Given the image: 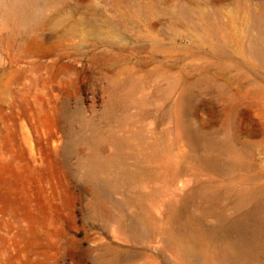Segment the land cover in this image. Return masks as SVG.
Instances as JSON below:
<instances>
[{
    "label": "rangeland",
    "instance_id": "374dc122",
    "mask_svg": "<svg viewBox=\"0 0 264 264\" xmlns=\"http://www.w3.org/2000/svg\"><path fill=\"white\" fill-rule=\"evenodd\" d=\"M234 155L264 168V0H0V264H220Z\"/></svg>",
    "mask_w": 264,
    "mask_h": 264
},
{
    "label": "bare ground",
    "instance_id": "6f19581e",
    "mask_svg": "<svg viewBox=\"0 0 264 264\" xmlns=\"http://www.w3.org/2000/svg\"><path fill=\"white\" fill-rule=\"evenodd\" d=\"M13 1L24 11H29L33 6V0ZM255 159L248 164L240 156L234 155L230 167L243 173L238 183L224 190L212 192L203 189L200 193L203 228L199 252L205 261L264 264V168ZM95 162L91 164L90 161L87 166V177L92 179L96 165L100 164ZM216 200L221 204L217 216L219 226L232 236L222 244H217L216 232L211 233L207 225L215 213L212 214L211 203Z\"/></svg>",
    "mask_w": 264,
    "mask_h": 264
}]
</instances>
